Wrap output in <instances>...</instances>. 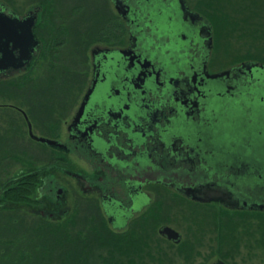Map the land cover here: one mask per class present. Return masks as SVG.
Here are the masks:
<instances>
[{"label":"flooded vegetation","instance_id":"flooded-vegetation-1","mask_svg":"<svg viewBox=\"0 0 264 264\" xmlns=\"http://www.w3.org/2000/svg\"><path fill=\"white\" fill-rule=\"evenodd\" d=\"M118 1L111 0L117 15L94 35L81 31V43L73 6L54 1L22 16L0 3L10 18L35 16L30 61L0 73V83L21 76L14 88L23 100L0 105L18 113L28 129L17 130L16 142L2 139L1 153L27 167L16 180L41 190L38 203L59 202L67 192L52 172L57 165L116 233L92 232L121 253L140 250L151 222L183 204L264 213V76L245 65L264 64L214 67L213 23L187 0L186 9L179 0ZM5 48L17 58L23 54L6 38ZM75 76L82 81L74 86ZM55 100L64 108L57 118ZM26 134L36 148L24 143ZM74 161L83 163L81 170L73 169ZM166 226L173 228L162 224L159 235L182 247L184 236L175 228L178 242L161 234ZM220 261L227 263L213 264Z\"/></svg>","mask_w":264,"mask_h":264},{"label":"rangeland","instance_id":"rangeland-1","mask_svg":"<svg viewBox=\"0 0 264 264\" xmlns=\"http://www.w3.org/2000/svg\"><path fill=\"white\" fill-rule=\"evenodd\" d=\"M54 1L57 5L73 6L78 11V20L75 23L78 28L75 38L80 43L82 42L81 31H88L86 36L94 35L109 15L114 17L117 15L111 0H0V3L24 16L41 6L45 11L47 5ZM187 2L192 9L207 16L213 23L214 67L226 69L245 61H257L264 64V0H187ZM19 79L21 80V76L14 74L1 81L0 105L20 103L23 100L17 96L14 88ZM75 81L81 82L82 79L80 76L73 77L74 86ZM77 95L78 92L75 93V97ZM74 100L71 103L72 107ZM55 101V117L57 118L64 108L58 110V107L63 105L59 100ZM71 118L72 116L68 117L67 123ZM25 123V120L15 111L5 112L0 109V148L3 147L2 139L10 138L6 141L13 139L11 142H16L15 138L19 135L17 130L25 128L26 132ZM67 123L63 124L64 131ZM25 137L24 143L31 146L29 136L26 134ZM31 147L36 148L34 145ZM20 160L16 156L5 157L0 151L2 193L4 188L8 186L10 188L12 180L18 177L23 168L27 169ZM81 163L74 161L73 169L81 170ZM52 172L62 183L61 185L66 187L67 193H64L61 201L44 198L46 204L38 203L37 200H40L42 196L39 193L40 190L34 195L35 202L9 201L1 195L0 206L19 209L21 217L29 222L42 218L50 223L67 224L72 223L75 218L77 220L74 221L81 218V220L88 219L90 222L91 227L87 229L95 226L93 230H108L111 234L116 233L104 214L94 206L92 208L91 204L84 202L86 195L75 180L64 179L65 175L57 165ZM40 187L42 188V184ZM218 204L198 205V207L183 204L175 210H167L164 213V219L151 222L148 232L144 235L147 236L146 244H139L138 246L142 245L140 250L133 252H117L114 248L108 247V244L106 248L99 237L102 234L96 231L97 241L95 238L85 239V245L82 246L83 248L80 247L83 250L81 264H213L218 260H224L229 264H264V213H241ZM157 206L155 205L154 208ZM220 221L221 232L217 229ZM162 224L170 225L183 234L182 247L171 244L159 235L158 229ZM83 226L85 225L78 226L77 231H84ZM70 229L73 230L72 227ZM84 247L87 249L90 247L91 250L87 252ZM143 248L145 249L142 250Z\"/></svg>","mask_w":264,"mask_h":264},{"label":"trees","instance_id":"trees-1","mask_svg":"<svg viewBox=\"0 0 264 264\" xmlns=\"http://www.w3.org/2000/svg\"><path fill=\"white\" fill-rule=\"evenodd\" d=\"M36 193L35 184L14 179L2 195L9 201L35 202ZM74 220L67 224L50 223L42 218L29 222L21 217L19 209L0 206V264H81L80 247L85 245V239L97 241L98 236L92 232L95 226L87 234L77 231L80 225H85L84 230L91 227L88 219ZM99 237L103 244L108 240L104 235Z\"/></svg>","mask_w":264,"mask_h":264},{"label":"water","instance_id":"water-1","mask_svg":"<svg viewBox=\"0 0 264 264\" xmlns=\"http://www.w3.org/2000/svg\"><path fill=\"white\" fill-rule=\"evenodd\" d=\"M120 1L121 0L117 2L118 5L123 4ZM179 1L180 4L186 9L187 7L186 1L185 0H179ZM192 14L196 18H200V19L203 18L199 14L196 13H192ZM34 22H35V16H30L24 20H20L18 17L10 18L0 11V46H1V41L6 38L8 44L10 42L15 41L18 43V46L23 48V54L19 58L15 57L12 54V52L7 48L0 50V52L3 53V56L0 57V73L6 71L7 69H10L11 67L16 69L22 68L26 65L27 62L30 61L34 48L36 47V40L32 33V27ZM18 31H22V32L19 33ZM245 65L254 67L257 70L256 73L259 76H264V65L260 66L256 62L254 63L249 62L246 63ZM91 94L92 92L87 97V100H89ZM32 136L33 138L38 139L33 135V133ZM39 140L49 145H57L56 141H48L46 139H39ZM263 208L264 205L259 206V209H263ZM161 234L167 236L169 239H172L174 241L177 242L180 241L181 235L171 227L166 226L162 228ZM218 264H227V263L220 261Z\"/></svg>","mask_w":264,"mask_h":264}]
</instances>
